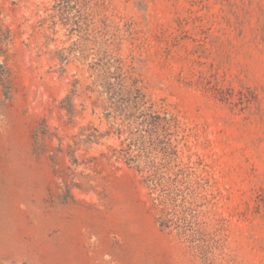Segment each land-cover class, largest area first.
I'll list each match as a JSON object with an SVG mask.
<instances>
[{
    "label": "rangeland",
    "instance_id": "obj_1",
    "mask_svg": "<svg viewBox=\"0 0 264 264\" xmlns=\"http://www.w3.org/2000/svg\"><path fill=\"white\" fill-rule=\"evenodd\" d=\"M48 2L0 0L15 35L10 98L0 84V264H200L161 226V206L139 171L102 156L112 154L116 138L78 150L88 165L73 166L58 152V137L71 143L78 128L61 107L74 70L61 69L40 22ZM111 5L137 32L136 67L148 95L190 129V153L210 175L225 252L236 264H264V0ZM43 123L50 138L37 151ZM72 171L74 182H86L81 172L93 179L70 195L57 172L71 178Z\"/></svg>",
    "mask_w": 264,
    "mask_h": 264
},
{
    "label": "trees",
    "instance_id": "obj_2",
    "mask_svg": "<svg viewBox=\"0 0 264 264\" xmlns=\"http://www.w3.org/2000/svg\"><path fill=\"white\" fill-rule=\"evenodd\" d=\"M111 0H49L41 25L51 32L55 59L61 69L72 68L70 88L61 102L67 124L77 127L72 142L58 137V152L69 155L73 166L83 147L116 138L112 154L104 158L122 160L136 168L159 210V222L184 244L200 264H236L225 252L222 226L215 224L210 196V175L203 162L190 153V129L178 111L165 101H155L146 91L136 67L137 34L133 23L111 10ZM15 35L0 10V84L5 96L12 94V71L8 66ZM126 43L131 47L127 48ZM92 118V119H91ZM79 119L87 121L80 124ZM94 120L98 121V125ZM50 134L45 123L35 131L36 150L44 151ZM197 157L196 159L194 157ZM54 163L59 161L56 153ZM91 162V161H89ZM71 195L72 187L90 183L93 176L81 172L86 182H74L68 173L57 172ZM90 185V184H89ZM72 198V196H71Z\"/></svg>",
    "mask_w": 264,
    "mask_h": 264
}]
</instances>
